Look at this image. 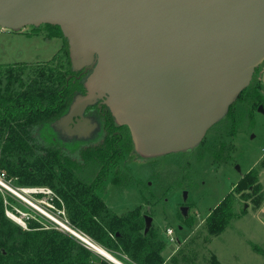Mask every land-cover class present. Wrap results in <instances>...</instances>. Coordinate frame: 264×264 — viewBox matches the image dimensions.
<instances>
[{"label": "water", "instance_id": "obj_1", "mask_svg": "<svg viewBox=\"0 0 264 264\" xmlns=\"http://www.w3.org/2000/svg\"><path fill=\"white\" fill-rule=\"evenodd\" d=\"M46 23L97 55L94 87L144 156L195 146L264 60V0H0L3 28Z\"/></svg>", "mask_w": 264, "mask_h": 264}, {"label": "rangeland", "instance_id": "obj_2", "mask_svg": "<svg viewBox=\"0 0 264 264\" xmlns=\"http://www.w3.org/2000/svg\"><path fill=\"white\" fill-rule=\"evenodd\" d=\"M62 47L63 39L50 36L45 24L27 25L20 29L0 26L1 65L27 62L30 70L36 71L41 67H48L49 63L57 67L60 66ZM55 55L57 56L53 59ZM79 55L77 52L73 56L75 70L83 67L84 62L79 61L83 58ZM87 55L89 59L84 65L90 64L97 56L91 53L85 54ZM25 74H28V71ZM25 74L23 75L27 78L28 75ZM16 77H19L18 72L15 73ZM89 78L90 84L94 86L91 76ZM14 88L19 91L26 89L25 86ZM238 97L241 99L237 102L236 128L232 126L233 120L225 115L206 131L195 146L185 150L144 156L131 144L129 127H120L127 160L120 167L111 169L109 178L99 193L107 206L119 215L138 206L144 214L148 212V206L150 207L149 212L154 217L152 228L158 237L166 242L162 250L164 264H210L213 256L221 264L264 263V255L259 251L264 250V199L258 205L254 202L257 196L247 198L241 193H236L234 217L227 228L220 234H211L205 226L208 215L232 191L243 175L264 161V80L258 76L251 79ZM75 116L74 112H70L48 130L44 128L43 133L62 146L76 149L75 147L86 140L76 133L85 134L89 130L87 131L85 122H81L76 125L79 127L74 129L73 134L68 124L73 123ZM96 118L98 127L96 125L93 136L97 138L99 135L100 139L104 132L103 122L98 116ZM233 132L236 135H233ZM20 155V152L5 150L4 143L0 144V159L11 158L12 161H17ZM78 174L84 180L93 176L88 170ZM0 176L12 187H49L21 184L19 176H10L8 169L1 166ZM116 176H119L122 182L113 183ZM129 176L131 180L127 181ZM137 181H140L141 185H138ZM259 181L262 189L258 195L262 194L264 198V165L260 170ZM50 188L53 190L51 186ZM185 190L188 191L187 199H184ZM0 196L4 200L6 210L16 215L21 223L12 219L6 211L7 216L23 228L27 229L29 223L34 220L46 228L62 229L64 227L53 218L59 217L58 221L62 220L61 222L68 219L65 205L62 204L61 207L54 203L53 193H27V200H24L0 186ZM181 205L188 206L186 214L182 212ZM68 226L74 228L70 224ZM168 227L173 229L175 241L170 240L166 232ZM95 253L97 255L92 258L94 262H98V256L105 258L104 255ZM114 253L127 264H137L122 253Z\"/></svg>", "mask_w": 264, "mask_h": 264}, {"label": "trees", "instance_id": "obj_3", "mask_svg": "<svg viewBox=\"0 0 264 264\" xmlns=\"http://www.w3.org/2000/svg\"><path fill=\"white\" fill-rule=\"evenodd\" d=\"M45 25L50 36L63 39L60 66L49 63L48 67L36 71L30 70L27 62L0 64V144L4 143L5 150L22 155L17 161L2 158L0 166L7 168L10 176H19L21 184L51 186L57 195L52 200L61 207L65 205L70 225L113 255H116L114 252L122 253L137 264H164L162 250L166 242L153 228L145 233L141 207L119 215L107 206L99 193L111 169L120 167L127 160L120 131L122 125L116 122L110 108L107 117L102 118L103 137L92 136L95 129L92 135L82 137L86 140L76 149L62 146L43 133L44 128L48 130L67 116L77 97L87 92L84 76L78 77L79 71L74 69L69 40L60 25ZM16 72L19 77L15 78ZM14 86H25L26 89L19 91ZM239 99L230 105L226 114L233 120L234 129ZM104 105L107 107L106 103ZM130 141L133 145L132 138ZM263 165L264 161L245 173L211 211L205 221L209 233L220 234L227 228L234 217L236 193L247 198L257 196L254 202L261 204L264 198L258 194L262 189L259 179ZM86 170L93 173L88 180L78 174ZM130 180L129 176L127 181ZM112 182L122 181L116 176ZM137 183L141 185L140 181ZM32 221L26 229L9 218L0 196V264H115L101 256L94 262L92 258L97 255L96 251L68 231L46 228ZM259 251L264 255V250ZM212 259L210 264H221L215 256Z\"/></svg>", "mask_w": 264, "mask_h": 264}, {"label": "flooded vegetation", "instance_id": "obj_4", "mask_svg": "<svg viewBox=\"0 0 264 264\" xmlns=\"http://www.w3.org/2000/svg\"><path fill=\"white\" fill-rule=\"evenodd\" d=\"M79 56L83 58L82 60H79V61H82L84 63L86 61H88V59H89V55L85 56V54H84V55H79ZM74 62H75V60H74ZM95 62H96V57L91 61L90 64L87 63L84 65V63H82L83 67L78 70L79 74L77 76L78 77L84 76V78H85L84 83H85L86 87H87V85H88V87L86 88V90H87L86 94L85 95H79L76 99V102L73 105V106L77 105L78 108H75L72 106L73 111H70V112H74L76 114V116L74 117L73 123L68 124V127L71 128L73 130V134H75L74 129H78V127H79L76 125H79L81 122H85V125L88 127L87 131L88 130L89 131L85 134L80 133V132L76 133L78 136L82 135L85 138L92 135V132L95 131V129L98 127V126L96 127V125H97V118L96 117L98 116V118H100L101 120L103 117L106 118L108 108H109L108 106L105 107V105H104L105 100H106V95L104 96L101 91H99L97 89L95 90L94 86L90 84V80H89L90 78L89 77L91 76V74L93 72V68H91V67H92V65L93 66L95 65ZM86 68H88V69L86 70ZM257 76L261 80H264V60L255 68L252 79H255V77H257ZM85 103H86V105L84 106ZM82 106L85 107L83 112L81 111ZM77 114H79V115H77ZM74 122H76V123L74 124Z\"/></svg>", "mask_w": 264, "mask_h": 264}, {"label": "built area", "instance_id": "obj_5", "mask_svg": "<svg viewBox=\"0 0 264 264\" xmlns=\"http://www.w3.org/2000/svg\"><path fill=\"white\" fill-rule=\"evenodd\" d=\"M1 177V176H0ZM2 178V177H1ZM0 178V179H1ZM3 179V178H2ZM0 180V186H2V187H4L6 190H8V192L10 193V194H15V195H17L18 197H20V198H22V199H24V200H27L26 199V197H25V195L27 194V193H38V192H43V193H48V194H51V193H53V195L54 196H57L56 194H55V192L50 188V187H32V188H25V187H12V185L9 183V182H7V180H5V181H3V180ZM11 185V186H10ZM54 198V197H53ZM7 211V213H8V215L10 216V217H12V219H14V220H16V221H19L20 223H21V221H20V219L16 216V215H14L13 213L11 214L10 213V211L9 210H6ZM65 224H61L60 223V225L62 226V227H64V228H62L63 230H65V231H68V232H71L69 229H71L72 227H68L69 229H67V225L68 224H70V222H69V220L68 219H65V222H64ZM72 230V229H71ZM79 231V230H78ZM166 232H167V234L170 236V240L171 241H175L176 240V238L173 236V229L171 228V227H168L167 229H166ZM80 233H82L81 231H80ZM74 234V233H73ZM83 234V233H82ZM75 235V234H74ZM84 235H86L85 233H84ZM77 236V235H76ZM87 236V235H86ZM89 237V236H88ZM80 240H82V242L85 244V245H87V246H89L87 243H86V241H84L83 240V238L80 236V237H78ZM90 238V237H89ZM90 247V246H89Z\"/></svg>", "mask_w": 264, "mask_h": 264}, {"label": "bare ground", "instance_id": "obj_6", "mask_svg": "<svg viewBox=\"0 0 264 264\" xmlns=\"http://www.w3.org/2000/svg\"><path fill=\"white\" fill-rule=\"evenodd\" d=\"M53 218V217H52ZM54 217L53 219L57 222V223H61V224H65L64 222H61L62 220L58 221L59 217L56 218ZM66 225V224H65ZM69 226L67 225V229ZM72 229V230H71ZM69 229L72 233H74L75 235H77L78 237H82L84 241H86V243L93 248L96 252H98L101 255H104L106 258L110 259L111 261H114L115 263L118 264H125L123 263L119 258H117L115 255H113L112 253H110L109 251H107L105 248H103L101 245H99L98 243L92 241L88 236L78 232L76 229L71 228Z\"/></svg>", "mask_w": 264, "mask_h": 264}]
</instances>
